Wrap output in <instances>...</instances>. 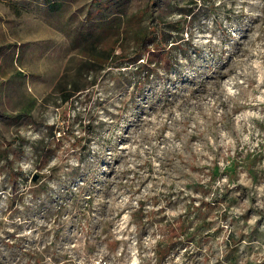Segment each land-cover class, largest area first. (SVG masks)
Returning <instances> with one entry per match:
<instances>
[{
	"label": "rangeland",
	"instance_id": "1",
	"mask_svg": "<svg viewBox=\"0 0 264 264\" xmlns=\"http://www.w3.org/2000/svg\"><path fill=\"white\" fill-rule=\"evenodd\" d=\"M148 1L122 27L168 41L58 106L117 7L0 0V264H264V0Z\"/></svg>",
	"mask_w": 264,
	"mask_h": 264
},
{
	"label": "trees",
	"instance_id": "2",
	"mask_svg": "<svg viewBox=\"0 0 264 264\" xmlns=\"http://www.w3.org/2000/svg\"><path fill=\"white\" fill-rule=\"evenodd\" d=\"M156 1L157 0H149V6ZM120 2L121 0H115L114 3L104 4L105 2L101 0L102 6L99 7H117L112 12V16H107L106 20L97 23L92 28L82 30L77 34V42L79 44L78 50L80 53L78 61L72 67L70 64L65 66L63 73L59 76L53 88V92L57 94L60 100L58 106L68 102L74 103L82 92L96 84L97 77L100 73L109 66L118 64L119 57L115 54V50L117 46L121 45L123 37L126 38L128 35L131 36L133 43L132 52L134 60L136 61L140 59L139 56L142 53L150 49L147 48L149 47L148 44L157 46L159 42L163 43V41H168L169 35H172L169 27L170 22L167 24L163 19H158L161 25V29L158 32H156L155 28L150 26H139V28L136 29L122 27V25H124V20L130 22L133 20L134 16L141 17L144 11H137L131 15L126 9H123V6L119 4ZM191 12L192 10H188V12L185 13L186 17L190 15ZM181 21L182 20L179 19L175 22L174 30L177 32V35L183 28ZM144 63L151 64L152 62L148 58L147 62L143 60L140 62L139 66L144 65ZM70 69L73 71L72 74L69 73ZM43 155L42 157L44 161H46L47 155ZM2 156H4L3 150H0V157ZM161 254L162 252L158 250L157 255L161 257Z\"/></svg>",
	"mask_w": 264,
	"mask_h": 264
}]
</instances>
